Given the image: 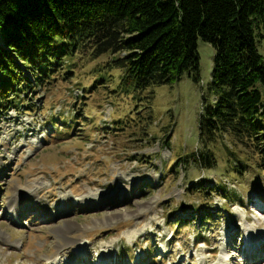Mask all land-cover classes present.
<instances>
[{
    "label": "rangeland",
    "instance_id": "rangeland-1",
    "mask_svg": "<svg viewBox=\"0 0 264 264\" xmlns=\"http://www.w3.org/2000/svg\"><path fill=\"white\" fill-rule=\"evenodd\" d=\"M257 48L264 61V39ZM197 52L199 83L183 75L116 94L108 55L77 57L73 76L29 89L31 110L0 113V264H264V186L254 175L238 186L172 167L198 147L214 50L199 38ZM200 181H222L242 202L186 191Z\"/></svg>",
    "mask_w": 264,
    "mask_h": 264
},
{
    "label": "trees",
    "instance_id": "trees-1",
    "mask_svg": "<svg viewBox=\"0 0 264 264\" xmlns=\"http://www.w3.org/2000/svg\"><path fill=\"white\" fill-rule=\"evenodd\" d=\"M0 35V113L31 110L29 89L73 76L77 57L108 55L106 68L119 72L112 94L183 75L199 83L197 40L209 43L214 55L200 96L198 147L172 167L216 171L238 186L249 173L264 186V61L257 48L264 0H0ZM113 78L110 71L97 77L90 90ZM61 122L73 128L77 121ZM186 191L242 202L222 181L188 184Z\"/></svg>",
    "mask_w": 264,
    "mask_h": 264
},
{
    "label": "bare ground",
    "instance_id": "bare-ground-1",
    "mask_svg": "<svg viewBox=\"0 0 264 264\" xmlns=\"http://www.w3.org/2000/svg\"><path fill=\"white\" fill-rule=\"evenodd\" d=\"M120 191H122V190H120ZM94 201V199L93 200H90L89 201V203L90 202H93ZM12 208H13V213H16L17 212V208H16V206L13 204L12 206H11ZM260 245H261V243H259V245H256L255 247L258 249V248H260ZM246 251H247V249H246ZM92 263L93 264H105V261L103 260V259H99V260H97V261H92ZM74 264H78L77 262H75ZM80 264H87V263H84V262H82L81 261V263ZM106 264H108V263H106Z\"/></svg>",
    "mask_w": 264,
    "mask_h": 264
}]
</instances>
